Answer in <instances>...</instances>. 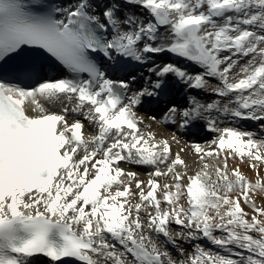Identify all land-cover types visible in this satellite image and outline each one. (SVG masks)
I'll return each mask as SVG.
<instances>
[{
    "label": "snow or ice",
    "instance_id": "1",
    "mask_svg": "<svg viewBox=\"0 0 264 264\" xmlns=\"http://www.w3.org/2000/svg\"><path fill=\"white\" fill-rule=\"evenodd\" d=\"M170 77L220 99L178 107ZM201 120L206 146L149 122ZM240 121H264V0H0V264H264V136Z\"/></svg>",
    "mask_w": 264,
    "mask_h": 264
},
{
    "label": "bare ground",
    "instance_id": "2",
    "mask_svg": "<svg viewBox=\"0 0 264 264\" xmlns=\"http://www.w3.org/2000/svg\"><path fill=\"white\" fill-rule=\"evenodd\" d=\"M154 59L157 63L173 61V62L181 64L184 67H189L191 69V66L187 64L185 61L183 60L177 61L174 56L168 53L155 56ZM169 79H170L171 86H170V92H169L168 98H170L172 102H175L178 107L187 106L188 98L193 95L196 96L197 99H199L202 103H210L213 100L220 99L219 97L215 96L214 94L210 92H204V91L197 92V91L188 89L186 85L176 82L171 77ZM142 82H143L142 80H138L135 84L132 85V87L139 88ZM165 110H166L165 107L163 110L155 109V105L153 103L152 105L143 104L138 109L140 115L146 117L147 113H151L156 117L157 121H159L162 118ZM213 115H216V114L213 113ZM220 119L223 120L225 123L228 122V118L221 117ZM149 122L153 123L152 130L157 133L158 137L167 136L169 133H176V135L181 140V145L184 142H188L189 144L195 142V143L201 144L202 146H206L208 142L211 141V139L215 135L214 133H211L206 129V127L204 126L205 121L203 120H201L195 127H191L189 130L183 131V132L178 131L175 125L166 127L165 125H162V124H157L151 121ZM247 122L249 123V127H253V129L255 130L257 129L258 123L252 122V121H240L238 126L241 128L240 123H247ZM85 124H86V130H87V121H85ZM170 143L172 144V149L174 152L179 150L181 145H177L175 142H172V141H170ZM182 156H184L187 159L189 155L182 153ZM121 166L127 167L129 170L139 172L141 174V179H146L145 173L150 170L146 167L128 166V165H124L123 163L121 164ZM35 264H49V262L42 258H37Z\"/></svg>",
    "mask_w": 264,
    "mask_h": 264
},
{
    "label": "rangeland",
    "instance_id": "3",
    "mask_svg": "<svg viewBox=\"0 0 264 264\" xmlns=\"http://www.w3.org/2000/svg\"><path fill=\"white\" fill-rule=\"evenodd\" d=\"M211 83H216V81H211ZM213 96V95H212ZM164 105H162V106H156L155 107V109H159V110H163L164 109ZM258 123V126H257V129L255 130V129H253V127H249V123L247 122V123H240V126H241V128H243V129H247V130H251V131H254V132H257V133H259L260 134V136H264V132H262L261 131V129H260V124L261 123H264V121H260V122H257ZM194 159H195V157H192V156H188L187 157V161H188V163H189V174H192V172H193V169H194V167H195V165H194V163H193V161H194ZM235 163L236 162H234V161H232V160H230L229 161V164H230V166H234L235 165ZM241 171L250 179V180H254V178H255V173L253 172V170L252 169H250L249 167H248V165L247 164H241ZM260 174H261V176H264V166H261V168H260ZM133 202H136V201H133ZM256 203L258 204V205H264V195H260V194H258L257 195V197H256ZM242 207H244V209H245V211L246 212H249L250 214H251V209L250 208H248L246 205H243V203H242ZM175 227H177V226H175V225H173V228H175ZM217 235H219V233H217ZM253 235L255 236V235H257L256 233H253ZM205 241V240H204ZM206 242V241H205ZM208 245H205V244H202L206 249H212L213 251H219V250H216L215 248H213L212 246L213 245H211L210 243H208V242H206ZM169 248V247H168ZM170 249V248H169ZM169 251H171L172 252V254L175 256V254H176V252H175V250L172 248V249H170ZM187 254H188V252H185V258H187Z\"/></svg>",
    "mask_w": 264,
    "mask_h": 264
}]
</instances>
